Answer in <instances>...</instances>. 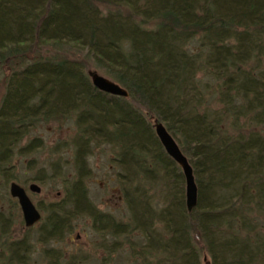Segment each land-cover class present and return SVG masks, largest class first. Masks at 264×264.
Wrapping results in <instances>:
<instances>
[{"label":"trees","instance_id":"1","mask_svg":"<svg viewBox=\"0 0 264 264\" xmlns=\"http://www.w3.org/2000/svg\"><path fill=\"white\" fill-rule=\"evenodd\" d=\"M41 43L85 49L128 96L96 88L83 61L27 54ZM0 66V173L44 146L40 136L20 145L40 123L75 127L53 146L72 147L75 176L38 226L46 264H61L49 245L82 217L113 237L110 252L119 236L135 245L142 264H264V0H0ZM153 118L191 164V211ZM104 144L116 150L127 220L88 197V156ZM11 226L0 208V264H29L28 234L12 239Z\"/></svg>","mask_w":264,"mask_h":264},{"label":"rangeland","instance_id":"2","mask_svg":"<svg viewBox=\"0 0 264 264\" xmlns=\"http://www.w3.org/2000/svg\"><path fill=\"white\" fill-rule=\"evenodd\" d=\"M27 54L31 57L57 56L83 61L86 71L96 70L99 74L109 77L102 69L95 66L87 51L77 45L41 43L37 46L32 45ZM5 71L6 69L0 66V98L4 92ZM74 133L75 127L70 120L40 123L24 137L20 145L25 144L34 136H40L44 140V146L28 155L15 153L8 169L0 173V208L6 215H11L12 239L21 238L24 233L28 234L27 237L33 245L29 264H46V260L42 256L44 247L37 242L38 226L44 221L48 205L64 197L63 182L72 180L75 176L72 147L69 145L57 152L53 150V146L57 141L67 140L68 142ZM115 152V148L108 144L95 148L94 152L88 156L91 175L85 181L88 197L97 208L114 215L118 220H127L130 213L123 201L120 185L116 178L119 169L113 161ZM13 181L24 187L41 213L39 222L28 228V231L25 229L18 201L9 192L10 183ZM31 183L39 186L40 191L30 190ZM73 226L74 229L70 234H65L61 240L49 245L62 253L61 264H66L70 259L75 260L78 264H102L101 259L111 251L109 245H112L113 237L110 235L101 236L95 232L87 217L76 218L73 221ZM132 238L131 242H134L135 239ZM119 241H121L120 249L114 253L110 252L111 258L106 264H142L139 256L131 250V246L135 245L126 243L120 236ZM139 241L140 239L136 238L135 242ZM139 245L143 244H137V246Z\"/></svg>","mask_w":264,"mask_h":264},{"label":"water","instance_id":"3","mask_svg":"<svg viewBox=\"0 0 264 264\" xmlns=\"http://www.w3.org/2000/svg\"><path fill=\"white\" fill-rule=\"evenodd\" d=\"M88 75L92 84L101 91L111 95L127 97V90L114 80L99 74L96 70H88ZM155 133L166 153L173 158L180 166L185 179V204L188 211H191L197 204V185L195 182L193 169L187 156L182 152L175 138L166 129L165 125L153 118ZM29 189L35 192L40 191V187L35 183L29 185ZM10 195L17 199L20 206L24 224L31 227L41 219V213L28 196L24 187L16 182H11L9 186ZM204 264H210L204 257Z\"/></svg>","mask_w":264,"mask_h":264}]
</instances>
